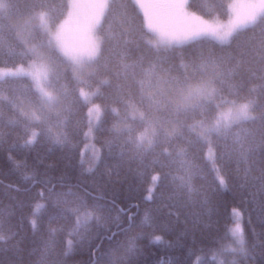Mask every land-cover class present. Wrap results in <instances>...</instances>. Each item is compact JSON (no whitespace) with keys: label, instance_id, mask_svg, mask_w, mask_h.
Masks as SVG:
<instances>
[{"label":"snow or ice","instance_id":"obj_1","mask_svg":"<svg viewBox=\"0 0 264 264\" xmlns=\"http://www.w3.org/2000/svg\"><path fill=\"white\" fill-rule=\"evenodd\" d=\"M217 7L225 10L226 22L218 16L205 19L190 10L203 8L213 16ZM70 31L83 39L69 42ZM246 32L253 35L240 41ZM206 41L227 45L230 50L217 54L201 49L187 63L181 53L179 65L174 63L177 48ZM3 56H19L27 62V68L23 64L0 67V103H6L15 113L6 117L0 110V127L24 130L23 145H12L8 159L22 170L25 180L35 181L40 173L32 170L26 159L17 160L12 155L17 147L31 148L42 139L56 146H70L65 129L66 113L71 109L67 86L61 84L63 74L70 69L78 98L91 105L87 112L89 135L93 123L99 126L105 112H110L117 118L112 131L123 138L131 160L145 167L176 165L175 175L165 173L162 177L157 172L151 176L153 186L147 190L146 199L151 200L157 183L169 177L190 202L201 195L194 181L202 169L194 161L195 149L203 146L217 186L228 187L217 161L234 163L239 188L253 200L258 196L264 210V0L211 6L199 0H163L154 4L143 0H0V57ZM24 77L30 80L36 96L35 102L27 105L15 93L5 95L2 87ZM105 89L111 92L106 94ZM96 99H111L112 104L102 107L94 103ZM249 124H258L259 128L245 127ZM4 136L0 132V145ZM157 148L166 159L153 158L145 164ZM257 150L261 157L258 168L253 161ZM108 151L111 154V145ZM119 155L124 157L123 149ZM101 162V155L94 149L92 160L81 158L80 165L92 172ZM37 164L43 165V158L37 157ZM256 171L259 175L253 174ZM54 188L48 190L53 197V214L39 250V264H48L56 248L57 233L64 231L63 226H53V222L72 217L67 234L84 243L92 240L88 226L104 219L100 206L89 205L73 191V186L59 192ZM39 195L43 198L44 193ZM209 202L204 195L200 203L207 206ZM41 207L45 206L36 205L33 217ZM12 214L11 209L0 208V250L7 252L19 251V232L10 222ZM241 215L233 209L237 221ZM151 222L146 215L145 224L151 226ZM29 223L34 231L38 230L36 218ZM227 236L232 243L221 245V253L246 256L239 222L227 229ZM137 239L130 238L125 247L110 253L106 264H134L139 252ZM153 240L161 243L163 237L154 236ZM72 243L71 239L66 241L68 250ZM219 264L238 261L221 259Z\"/></svg>","mask_w":264,"mask_h":264},{"label":"trees","instance_id":"obj_2","mask_svg":"<svg viewBox=\"0 0 264 264\" xmlns=\"http://www.w3.org/2000/svg\"><path fill=\"white\" fill-rule=\"evenodd\" d=\"M233 0H199L206 5L219 3L231 4ZM146 4L163 2V0H143ZM206 18L218 16L221 20L228 19L223 8L217 7L213 16L206 14L203 8L190 9ZM136 12L142 17V11ZM64 17L62 16L61 19ZM139 23V20L137 21ZM259 30H257L258 32ZM253 35L246 32L240 41H246ZM235 45H233L234 47ZM201 49H211L217 54L230 50L227 45L218 42H203L186 44L176 49L174 63L178 66L183 59L187 63L191 57ZM0 67L13 68L20 64L27 66L22 57H0ZM62 65V68H66ZM61 84L67 86V104L70 112L66 113V131L70 139V146L60 147L46 140H41L31 148L17 147L12 155L17 160H27L28 165L40 175L35 181L25 180L22 170H17L8 159V149L12 145H23L25 133L22 127H0L5 134L4 143L0 145V208L11 209V224L19 232V251L7 252L0 250V261L4 264H39L42 241L47 238L49 218L53 214L52 196L49 189L55 186L54 191H66L73 186V191L83 197L89 205H98L101 208L102 219L99 224H90V242L78 243L79 238L69 236L73 220L68 216L53 222V226H63L64 231L57 233L56 248L48 258V264H106L107 257L117 248H123L132 237H137L136 246L139 252L134 264H219L221 259L226 262L233 259L238 264H264V210L260 198L253 200L238 186L235 179L236 165L226 160H218L217 164L223 169L227 188H219L211 171V164L206 160L207 149L197 146L195 149V163L202 169L194 181L201 195L190 202L185 194L178 189L171 178L158 182L152 199L148 200V189L152 187L151 176L157 172L163 177L165 173L176 174V165L166 167L150 165L145 167L129 158L130 149L123 146V138L117 137L112 131L116 117L105 112L102 122L94 131V141L99 149L102 162L96 165L92 172L85 171L80 160L84 158V150L89 134L88 107L76 94V85L72 79L70 69L63 74ZM5 95L13 93L19 95L24 104L35 102L36 96L31 90L30 80L26 77L12 79L2 85ZM106 94L111 90L105 89ZM102 107L112 104L111 99H96ZM112 106L122 108V105ZM0 110L5 116L12 112L6 103H0ZM251 129H258L259 125H246ZM39 131V129H37ZM111 145V154L108 148ZM170 147L169 145H164ZM123 149L125 155L120 157ZM156 153L149 156L145 164L153 158L165 160ZM37 157L43 158V165L37 164ZM260 154L253 158L257 168L260 166ZM87 167V164L85 165ZM254 175H259L256 171ZM50 181V183H49ZM63 183L64 187H61ZM44 193L43 198L39 195ZM204 195L209 198V204L203 206L200 202ZM36 205H44L37 210L33 217ZM233 209H238L243 215L244 231L247 245V255L233 257L221 253V245L232 243L230 236L225 237L228 228L233 225ZM123 210V211H121ZM171 212L173 215H169ZM152 218L151 226L145 224V216ZM36 218L38 230L34 231L29 223ZM154 236L163 237V242L155 243ZM223 238V239H221ZM72 240L71 250H68L66 241ZM67 251V255H63ZM103 255V259H101ZM215 257V259H213Z\"/></svg>","mask_w":264,"mask_h":264},{"label":"rangeland","instance_id":"obj_3","mask_svg":"<svg viewBox=\"0 0 264 264\" xmlns=\"http://www.w3.org/2000/svg\"><path fill=\"white\" fill-rule=\"evenodd\" d=\"M84 2L86 3L87 2V0H84ZM234 2H238V0H233L232 2H231V4L232 3H234ZM192 11V10H191ZM197 14V13H196ZM197 15H199V14H197ZM205 19H212V18H206V17H204ZM221 22H226L227 21V19L226 20H221V19H219ZM83 39V37L81 36V35H79V34H77V33H75V32H73V31H70L69 32V35H68V40H69V42H76V41H79V40H82ZM25 68H27V66H24ZM94 103H97V102H94ZM97 104H99V103H97ZM91 106V105H90ZM89 106V107H90ZM92 127V132H91V134L88 136V139H87V144H86V146H85V150H84V158L87 160V161H91L92 160V158H93V150L95 149L96 151H98L99 152V149H98V147H97V145H96V143H95V141H94V131H95V129H96V125H95V123H93V125L91 126ZM87 134H89V129H88V132H87ZM99 154H100V152H99ZM241 213V212H240ZM242 214V213H241ZM237 222H239L240 223V225H241V227L243 228V231H244V223H243V215H241L240 216V218H239V220L237 221V218L236 217H234L233 216V225H232V227H234L235 226V223H237ZM244 239H245V247H246V250H247V245H246V237H245V231H244Z\"/></svg>","mask_w":264,"mask_h":264}]
</instances>
